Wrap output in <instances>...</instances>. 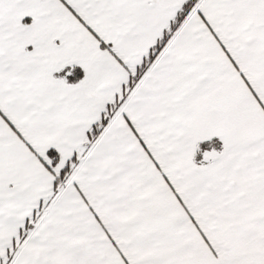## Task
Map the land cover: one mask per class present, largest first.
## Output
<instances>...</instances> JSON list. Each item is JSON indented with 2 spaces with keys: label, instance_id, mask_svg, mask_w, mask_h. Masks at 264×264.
<instances>
[{
  "label": "snow or ice",
  "instance_id": "6c2138e0",
  "mask_svg": "<svg viewBox=\"0 0 264 264\" xmlns=\"http://www.w3.org/2000/svg\"><path fill=\"white\" fill-rule=\"evenodd\" d=\"M0 264H264V0H0Z\"/></svg>",
  "mask_w": 264,
  "mask_h": 264
}]
</instances>
